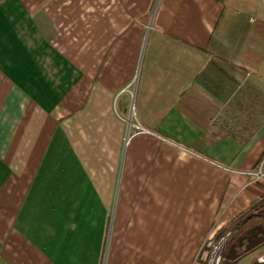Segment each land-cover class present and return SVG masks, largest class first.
I'll use <instances>...</instances> for the list:
<instances>
[{
	"label": "crops",
	"instance_id": "obj_1",
	"mask_svg": "<svg viewBox=\"0 0 264 264\" xmlns=\"http://www.w3.org/2000/svg\"><path fill=\"white\" fill-rule=\"evenodd\" d=\"M241 225L223 264L264 254V0H0V264H208Z\"/></svg>",
	"mask_w": 264,
	"mask_h": 264
},
{
	"label": "built area",
	"instance_id": "obj_2",
	"mask_svg": "<svg viewBox=\"0 0 264 264\" xmlns=\"http://www.w3.org/2000/svg\"><path fill=\"white\" fill-rule=\"evenodd\" d=\"M230 235V232L218 240L209 238L205 241L203 249L209 251L208 264H223V252L222 248L225 243V239ZM257 264H264V254L257 258Z\"/></svg>",
	"mask_w": 264,
	"mask_h": 264
},
{
	"label": "trees",
	"instance_id": "obj_3",
	"mask_svg": "<svg viewBox=\"0 0 264 264\" xmlns=\"http://www.w3.org/2000/svg\"><path fill=\"white\" fill-rule=\"evenodd\" d=\"M252 210H253V209H251V211H252ZM251 211L249 210V211L245 212V213H244V216L248 215V213H250ZM242 217H243V215H242ZM242 234H243V225L239 226V227L235 230V232H233V236H232L231 239L227 242V246L230 247V246L233 244V242H234V244H236V243L238 242V240H239V241H242V238H243V236H241ZM235 242H236V243H235ZM223 254H224V251H223Z\"/></svg>",
	"mask_w": 264,
	"mask_h": 264
},
{
	"label": "rangeland",
	"instance_id": "obj_4",
	"mask_svg": "<svg viewBox=\"0 0 264 264\" xmlns=\"http://www.w3.org/2000/svg\"><path fill=\"white\" fill-rule=\"evenodd\" d=\"M251 211V210H250ZM256 211V209L255 210H253V213ZM233 236V234L230 232V235L229 236H227L226 237V239H225V243H224V245H223V250H224V247H225V244L231 239V237ZM227 246V245H226ZM223 250H222V252H223Z\"/></svg>",
	"mask_w": 264,
	"mask_h": 264
}]
</instances>
